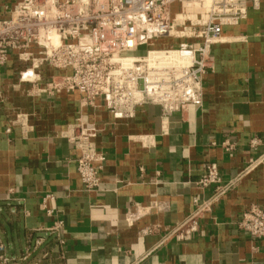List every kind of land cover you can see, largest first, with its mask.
Returning a JSON list of instances; mask_svg holds the SVG:
<instances>
[{"label":"crops","instance_id":"1","mask_svg":"<svg viewBox=\"0 0 264 264\" xmlns=\"http://www.w3.org/2000/svg\"><path fill=\"white\" fill-rule=\"evenodd\" d=\"M10 9L0 0V19ZM210 54L202 103L166 118L157 105L119 118L100 99L81 105L78 91L42 92L65 71L41 65L25 79L29 62L9 54L0 67V243L9 264H264L263 241L238 226L250 205L264 208V160L241 174L264 152V0L223 25ZM77 120L96 130L94 192L84 191L78 151L62 135ZM207 162L234 185L202 213L196 233L165 239L194 198L211 196L194 184ZM56 221L60 230L47 231Z\"/></svg>","mask_w":264,"mask_h":264},{"label":"built area","instance_id":"2","mask_svg":"<svg viewBox=\"0 0 264 264\" xmlns=\"http://www.w3.org/2000/svg\"><path fill=\"white\" fill-rule=\"evenodd\" d=\"M8 1V17L0 19V67L14 51L30 64L22 73L25 79L29 69L41 65L65 71L51 76L39 89L42 92L78 91L81 105L100 99L119 118L132 117L137 107L157 105L166 118L202 103L203 77L212 62L210 45L220 41L223 25L237 24L248 7L257 8L261 0ZM175 3L192 11L182 12L195 19L187 30L173 31L177 14L171 16V5ZM172 35L175 40L190 37L194 42L154 48L155 42ZM95 131L77 120L62 132L78 151L76 170L86 192L97 190L102 169V157L93 141ZM256 143L255 138L250 140L251 146ZM223 146L233 147L228 141ZM263 160L264 152L241 174ZM234 183L235 179L223 182L217 164L207 162L194 184L199 189L212 188L211 196L202 202L194 198L195 208L168 230L165 239L183 241L196 233L202 213ZM61 226L62 221H56L47 231L58 232ZM238 226L264 243V208L250 205ZM2 251L0 243V264H9Z\"/></svg>","mask_w":264,"mask_h":264},{"label":"rangeland","instance_id":"3","mask_svg":"<svg viewBox=\"0 0 264 264\" xmlns=\"http://www.w3.org/2000/svg\"><path fill=\"white\" fill-rule=\"evenodd\" d=\"M178 5V4H177ZM174 10L176 11V12H184V10L185 9H183L182 7H181V9L180 8H178L177 6L176 7H174ZM185 12H186V10H185ZM188 12V13H187ZM186 13L187 14H189V13H192V11L191 10H189V11H187ZM189 22V21H188ZM191 22H193V21H191ZM188 27H189V24L188 25H186L185 26V28H186V30L188 29ZM185 30V31H186ZM174 33V32H173ZM187 33V32H186ZM185 33V34H186ZM175 34V33H174ZM175 37H174V35H172V36H167V37H165V38H162V39H160V40H158L157 42H155V45H154V48L155 49H157V48H159V49H162V48H164V47H166V46H170V45H176V38L174 39ZM188 39H193V38H188ZM184 41V40H183ZM181 42H182V40H181ZM142 51H143V49H141ZM141 52V51H140ZM29 67H30V65H29Z\"/></svg>","mask_w":264,"mask_h":264},{"label":"bare ground","instance_id":"4","mask_svg":"<svg viewBox=\"0 0 264 264\" xmlns=\"http://www.w3.org/2000/svg\"><path fill=\"white\" fill-rule=\"evenodd\" d=\"M178 14L181 15V18H177ZM178 14L176 15L175 22H174L175 24L174 29H173L174 32L178 30H182V29L184 30L185 26L191 23V21L186 22L187 18L183 14H180V13Z\"/></svg>","mask_w":264,"mask_h":264}]
</instances>
